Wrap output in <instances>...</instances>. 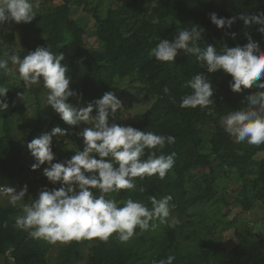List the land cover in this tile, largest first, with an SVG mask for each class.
Returning a JSON list of instances; mask_svg holds the SVG:
<instances>
[{
    "label": "trees",
    "instance_id": "1",
    "mask_svg": "<svg viewBox=\"0 0 264 264\" xmlns=\"http://www.w3.org/2000/svg\"><path fill=\"white\" fill-rule=\"evenodd\" d=\"M62 1L52 10L37 14L28 26L34 33L44 35L39 46L64 54L61 63L68 66L66 75L71 77L72 89L86 103L108 91L114 92L123 102L126 88L121 87L117 79L135 76L142 84L137 89L153 100L138 122L128 125L176 138L174 144L163 149L165 154H176L174 166L163 180L156 175L143 180L136 178L134 189L111 193L109 198L120 206L132 198L151 208L148 197L160 199L170 194V204L175 205L170 215L175 219H189L194 215L192 210H202L211 203H225L224 195H219L216 187L217 176L212 164L215 160L224 176L230 170L237 172L239 183L232 191L242 212L252 210L264 199V157H255L264 151V144H236L220 122L228 112L246 106V97L255 89L233 92L229 88L230 75L223 70L208 73L200 68L195 55L183 50H178L172 62L149 58L151 48L158 43L157 37L171 40L177 28H190L192 24L205 29L203 39L197 42L202 49L209 44H213L217 51L224 43L229 46L246 44L245 32L264 49V34L257 30L259 25L246 26L237 19L230 29H218L209 19L212 12L220 17H232L264 11V0H126L108 8L105 16L89 8L97 23L96 46L89 47L84 26L71 16L73 6L85 4V0ZM226 33H235V39ZM197 72H203L212 83L213 114L199 107H179L181 97L192 91L185 86L186 81ZM9 79L10 76L0 75V86H5ZM43 88L41 83L26 89L34 96L35 121L24 140L13 139L11 116L18 109L12 100L18 92L7 95L9 108L0 112V186H16L27 170L25 159L30 155L27 143L42 132L59 126L68 130L66 135L58 136L60 142L70 140L77 144L81 139L76 135L80 126L70 127L57 113L46 128L43 127L44 114L38 97ZM204 128L210 129L207 137L203 136ZM56 143L57 137H53V151ZM148 151L145 150V158ZM22 214L19 205L0 204V256L3 264H48V252L53 243L31 238L27 232L16 229L15 219ZM188 219L184 224L175 222L174 226L156 221L155 228L144 232L137 229L138 233L127 242H120L116 233L107 241L98 238L72 240L60 246L56 261L57 264H75L88 247L85 264H158L160 259L169 255L176 257L173 264H214L212 256L215 254L230 258L231 264H264V237L251 239L237 229V244L228 251L207 243L202 244L200 251H173L178 230L188 227Z\"/></svg>",
    "mask_w": 264,
    "mask_h": 264
},
{
    "label": "clouds",
    "instance_id": "2",
    "mask_svg": "<svg viewBox=\"0 0 264 264\" xmlns=\"http://www.w3.org/2000/svg\"><path fill=\"white\" fill-rule=\"evenodd\" d=\"M36 8H39V0L35 3L33 0H0V25L9 21L29 23L37 16ZM209 19L218 29H230L240 19L246 26L259 25L257 30L264 34V11L232 17H220L212 12ZM204 31L199 24H192L190 28H177L171 40L157 37L158 43L151 48L149 58L172 62L178 50H183L195 55L200 68L208 73L223 70L230 75L229 88L233 92L255 89L246 97V106L228 112L220 122L234 143L264 144V49L247 32L246 44L224 43L220 51L209 44L202 49L197 42L203 39ZM226 34L235 39V33ZM5 57L0 58V75L18 73L25 90L42 82L47 90L46 105H50L62 121L70 127L86 125L76 132L82 138V150L74 151V155L62 161H56L53 137L66 135L67 129L54 126L27 143V150L35 161L32 170L46 164L43 175L54 187L45 185L31 203L20 204L23 214L16 217L14 227L27 232L31 238L53 244L93 238L107 241L114 233L120 242H127L137 229L144 232L155 228L156 221L168 222L175 207L170 204V194L160 199L148 197L151 208L132 198L120 206L108 194L134 189L136 178L143 180L156 175L163 180L173 168L176 155L175 152L165 154L163 149L174 144L176 138L117 123L115 116L122 102L112 91L81 104L83 106L70 103L69 98L77 93L70 87L71 77L66 75L68 66L61 63L65 59L62 52L56 54L48 47L37 46L23 57L15 53L10 56L5 53ZM185 86L192 91L181 97L179 107H199L213 114V87L205 74L197 72ZM8 92V87L0 86V112L9 108ZM17 96L24 100V92H18ZM146 149L149 151L145 158ZM57 184L59 187H55ZM27 193V184L19 191L13 186H0V197H7L13 207H17ZM175 259L174 255H169L158 264H173Z\"/></svg>",
    "mask_w": 264,
    "mask_h": 264
},
{
    "label": "rangeland",
    "instance_id": "3",
    "mask_svg": "<svg viewBox=\"0 0 264 264\" xmlns=\"http://www.w3.org/2000/svg\"><path fill=\"white\" fill-rule=\"evenodd\" d=\"M125 1L126 0H85V4L73 6L71 16L84 26L86 31V44L88 47L96 46L94 33L97 23L92 15V10L95 9L98 14L105 16L108 8L118 6ZM62 2V0H39V8H36L35 11L37 14H41L52 10ZM33 3H35V0H33ZM89 8L92 9H90L91 12ZM43 39L44 35L34 33L28 26V23H16L14 21L5 22L0 25V40H2V43H0V58H7L5 57V53H7L8 56L15 53L23 57L27 55L29 51H34ZM9 65L10 67L12 66L10 61ZM117 83L121 87L126 88V97L122 102V108L117 110L115 116L116 122L122 125H128L130 122H138L153 99L145 96L143 91L137 89V86H142V84L136 80L135 76L117 79ZM72 85L73 83L70 82L71 88ZM5 86L9 88L8 94L24 92V100L17 95L14 96L12 104L14 101L15 103L13 105L17 107L18 111L11 116L13 139L24 140L35 121L33 111L34 96L24 89L23 81L19 79L18 73L10 76ZM46 95L47 90L45 88L38 94L41 109L44 114V128H46L56 114L50 105H46ZM69 102L73 105L86 103V101L78 95L70 97ZM79 102H81V104H79ZM111 119L112 117H110V120ZM83 126L86 125H81L79 131ZM202 131L203 136L207 137L210 129L204 128ZM1 134L0 121V135ZM58 139L59 137H57L56 148L54 150L56 161L70 158L75 154L74 151L82 150L83 148L82 138L79 139L77 144H74L70 140L60 142ZM255 157H264V151L259 152ZM34 162V158L28 155L27 160L25 159L27 170L23 176L18 179L16 186H14L17 191L25 184L28 186V193L24 200L19 202L18 205L30 203V201L38 195L39 190L43 186L47 185L49 188L54 187L43 175V167L47 165L45 164L39 169L32 170L31 165ZM212 164L217 176L216 187L219 195L220 193L224 195L225 203H211L203 206L202 210H192L191 212H193L194 215L189 219L187 218L189 220L188 227L178 230L176 242L172 247L173 251H200L203 243H207L210 246H220L228 251L237 244L235 229L245 233L251 239H262L264 237V199L257 202L252 210L242 212L240 205L235 201V195L232 191L239 183L237 172L235 170H230L227 176H224L223 169L219 167V164L215 160H213ZM55 187H59V185L57 184ZM108 196L110 197L111 193L108 194ZM0 204L9 205L8 198L0 197ZM234 218H236V221H233ZM187 219L186 217L175 219L173 215H170L166 223L169 226H174L175 222L180 221L184 224ZM136 233H138L137 230ZM159 238L160 237L157 236V239ZM64 244L65 243L62 244L57 242L52 245V248L48 252V264H57L56 257L58 250L60 246ZM88 254V247H86L80 259L75 264H85ZM212 258H215L214 264H231L230 258H224L221 254H215ZM3 262V257L0 256V264H3Z\"/></svg>",
    "mask_w": 264,
    "mask_h": 264
}]
</instances>
